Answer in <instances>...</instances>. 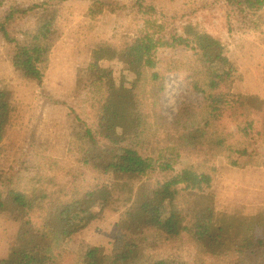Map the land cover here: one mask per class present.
<instances>
[{
    "label": "trees",
    "instance_id": "trees-1",
    "mask_svg": "<svg viewBox=\"0 0 264 264\" xmlns=\"http://www.w3.org/2000/svg\"><path fill=\"white\" fill-rule=\"evenodd\" d=\"M68 1L0 0V40L21 80L42 85ZM85 1L90 27L107 15L141 27L93 44L77 68L73 90L88 94L90 112L72 127L68 165L47 160L46 172L60 175L27 160L34 133L0 168V218L17 225L0 264H264V207L221 212L213 195L218 160L264 169V97L234 91L238 62L206 27L263 36L264 0ZM158 49L178 53L160 72ZM173 73L199 99L168 118L162 97ZM15 97V82L0 79V156L19 125ZM105 211L115 215L110 254L75 239Z\"/></svg>",
    "mask_w": 264,
    "mask_h": 264
},
{
    "label": "rangeland",
    "instance_id": "rangeland-1",
    "mask_svg": "<svg viewBox=\"0 0 264 264\" xmlns=\"http://www.w3.org/2000/svg\"><path fill=\"white\" fill-rule=\"evenodd\" d=\"M10 1L27 4L30 0H8ZM186 1L188 0H166L165 6L172 5L175 8ZM88 6L89 3L85 0H70L66 3L58 25L61 38L51 52L48 69L40 87L21 80L15 74L9 62L10 48L0 40V79L8 78L15 82V99L18 104L16 119L19 123L16 129L9 133L7 142L12 149H9L6 155L0 156V168H6L13 162L15 152L23 153V147L28 145L32 133L38 139L39 146L30 152V158L27 160L31 164H40V172L45 175L49 174L46 172L49 168V158L54 162L58 161L60 165H68L64 153L72 127L76 121L84 120L90 112L88 94L76 97L77 90H73L76 87L77 68L87 63L89 49L93 44L115 40L120 30L141 27L138 23L134 24L130 20L112 15L105 16L90 27L86 17ZM218 24L219 19L214 20L216 27ZM206 27L209 33L218 35L225 41L232 58L238 62L240 73L234 91L264 97V35L240 36L236 32L228 34L220 28ZM177 54L176 51L158 49L155 54L158 63L156 70L160 72L163 63L177 57ZM164 83L162 104L164 114L168 118L176 114L181 103L199 99V96L187 89L181 73L166 75ZM227 123L226 121L225 124ZM18 128H21L20 131ZM231 130L234 131L232 127ZM18 131L20 134L17 136ZM44 140L51 142V147L44 143ZM37 152L39 154L36 156ZM53 175H60L58 168L51 169L49 176ZM213 195L214 207L221 212L233 213L236 209L250 212L257 207H264V169L239 170L228 167L224 160H218L213 180ZM114 222L115 215L105 211L99 220L94 221L75 239L101 247L110 254ZM16 230V224L0 218V259L6 257ZM62 264H75V260L73 257H67Z\"/></svg>",
    "mask_w": 264,
    "mask_h": 264
}]
</instances>
